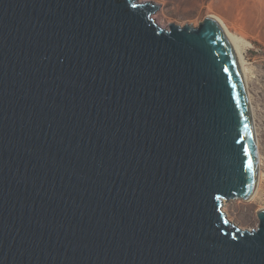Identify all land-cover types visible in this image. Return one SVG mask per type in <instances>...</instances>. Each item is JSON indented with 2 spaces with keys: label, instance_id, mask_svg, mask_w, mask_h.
<instances>
[{
  "label": "water",
  "instance_id": "1",
  "mask_svg": "<svg viewBox=\"0 0 264 264\" xmlns=\"http://www.w3.org/2000/svg\"><path fill=\"white\" fill-rule=\"evenodd\" d=\"M158 9L0 0V264H264V208L224 211L259 182L235 48Z\"/></svg>",
  "mask_w": 264,
  "mask_h": 264
},
{
  "label": "rangeland",
  "instance_id": "2",
  "mask_svg": "<svg viewBox=\"0 0 264 264\" xmlns=\"http://www.w3.org/2000/svg\"><path fill=\"white\" fill-rule=\"evenodd\" d=\"M154 3L159 9L154 18L163 28L171 24L198 27L216 17L226 31L240 43L241 65L248 89L259 149V182L250 201L225 202L229 220L241 230L259 226L257 211L264 208V0H137Z\"/></svg>",
  "mask_w": 264,
  "mask_h": 264
},
{
  "label": "bare ground",
  "instance_id": "3",
  "mask_svg": "<svg viewBox=\"0 0 264 264\" xmlns=\"http://www.w3.org/2000/svg\"><path fill=\"white\" fill-rule=\"evenodd\" d=\"M210 19H212V20H216L217 22H219L222 26H223V24L216 18V17H213V16H211V17H209ZM224 27V26H223ZM224 29H225V27H224ZM226 30V29H225ZM227 32V31H226ZM228 33V32H227ZM228 37H229V39H230V41L232 42V44H233V46H234V48H235V51H236V54H237V57H238V59H239V62H240V65H242L243 64V58H242V55H240L241 53H240V41L236 38V37H234V36H232L231 34H229L228 33ZM242 68V67H241ZM242 72H243V76L245 75L244 74V70H242ZM247 86V85H246ZM256 139H257V136H256ZM257 144H258V139H257ZM258 155H259V149H258ZM258 163H259V165L258 166H260V159H258Z\"/></svg>",
  "mask_w": 264,
  "mask_h": 264
},
{
  "label": "snow or ice",
  "instance_id": "4",
  "mask_svg": "<svg viewBox=\"0 0 264 264\" xmlns=\"http://www.w3.org/2000/svg\"><path fill=\"white\" fill-rule=\"evenodd\" d=\"M251 164V162L249 161V165Z\"/></svg>",
  "mask_w": 264,
  "mask_h": 264
}]
</instances>
